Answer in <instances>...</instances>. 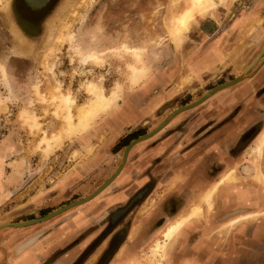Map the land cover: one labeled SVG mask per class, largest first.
Masks as SVG:
<instances>
[{
  "label": "crops",
  "instance_id": "obj_1",
  "mask_svg": "<svg viewBox=\"0 0 264 264\" xmlns=\"http://www.w3.org/2000/svg\"><path fill=\"white\" fill-rule=\"evenodd\" d=\"M226 1L228 5L214 14L217 20L212 16L199 18L198 28L187 33L191 43L185 42L179 49L170 48L173 59L167 68L155 64L138 85H123V94L115 106L98 117L86 131L64 141L60 149L45 159L30 158L23 177L10 186L3 183L2 176L19 146L13 141L7 148L2 145L0 205L9 197L6 190L10 192L12 186L23 185L9 197L14 201L13 208L20 209L0 222L23 221L32 214L38 218L42 209L53 211L70 197L68 194L82 178L103 167L100 184L120 164L122 151L113 153V148L126 134L146 126L144 121L151 124L152 130L181 106L169 108L168 104L203 86L209 72L220 74L216 71L219 68L225 70L224 74L237 76L248 67V64L244 69L241 67L243 60L249 56L251 63L260 56L247 71L250 77L234 87L217 91L196 107L175 113L158 132L134 143L118 175L105 191L80 210L107 209L111 204L128 202L135 195L141 197L142 193L138 194L137 190L150 180L152 190L148 191L140 209L150 212L148 222L151 223L173 219L202 200L203 191L229 168L235 167L241 183L237 179L220 185L213 215L209 216L206 205L200 202L202 221L184 227L167 264H264V216L253 222H242L222 237L220 233L211 238L206 235L229 216L246 211L256 213L264 208V189L256 185L252 177L254 154L250 153L264 126V0ZM209 23H213V27ZM198 97H193L192 101ZM236 108L238 111L232 116ZM261 123L263 126L255 135L247 134V145L239 146L240 139L246 137L242 135L245 130ZM245 151L249 157L246 162L241 158ZM259 163L258 167L264 170V161ZM245 166L249 167L248 173L243 171ZM230 183L239 186L232 187ZM78 211L74 209L68 214L70 220L58 215L23 227L0 229V264H60L63 257L78 249L68 260L70 264L95 236L91 233L75 247L53 257L54 253L63 252L66 242L88 227L89 215L82 213L84 219L77 224ZM139 228L136 225V229ZM123 254L111 264H127Z\"/></svg>",
  "mask_w": 264,
  "mask_h": 264
},
{
  "label": "rangeland",
  "instance_id": "obj_2",
  "mask_svg": "<svg viewBox=\"0 0 264 264\" xmlns=\"http://www.w3.org/2000/svg\"><path fill=\"white\" fill-rule=\"evenodd\" d=\"M8 1L0 0V149L2 145L7 148V145L11 144L12 141L19 146V150L12 153L11 160L7 162L9 167L6 166L4 175L2 176L3 183L9 186L15 184L23 177L24 167L25 165H29L27 162L30 161V158L40 156L41 159H45L58 150L56 149L47 153L42 150L43 144L39 147L42 134L50 137L61 131L64 127L61 113L57 109V103L51 101V96L57 92V88L59 92L69 94L73 99V113L76 112L77 106L87 102L89 96L86 93V86L91 82L100 84L105 94H108L118 84L121 86L120 94H123V85L132 87L139 84L131 85L129 66L141 67L142 65L136 62L130 53L126 52V49L123 47L124 44L142 48L143 62L149 68L148 73H150L153 65H164L166 63L165 59H167V52L170 48L179 49L183 47L185 42H192L187 38V33L192 30L195 31L198 28L199 18L212 16L213 20H217V18H214V14L228 5L226 0H217V5L203 15H199L198 12L194 11V23L178 43L175 41L172 32L174 25L177 24L174 18L186 7L194 9L191 0H62L45 19L39 40L33 42L23 37L15 29V24L9 20ZM255 21L258 24L260 22L258 19H255ZM213 23H209V26L213 27ZM66 30L74 37L62 42L57 41L58 37ZM77 50H80L79 54L76 53ZM92 51L97 52V54L104 58L102 64L97 65L93 62L83 63L81 61L80 54ZM249 58L251 57L248 56L243 60L241 64L242 68L246 66ZM259 59L260 56L251 62L245 71L252 68ZM216 71L225 72V70H219V68ZM215 75H217L216 72H209V81ZM223 75L226 79L228 73ZM147 76L142 79L147 78ZM234 86L236 84L230 87ZM199 89L201 91L204 90L202 88ZM41 97H44V100ZM30 116L35 117L37 126H30ZM262 132H264V126L256 136L250 153L254 154L252 158V177L255 184L264 189L263 184L255 178L259 162L264 161V151L262 154L254 151V146L258 143ZM243 140L247 145L249 142L248 135ZM63 144L64 142L60 148ZM5 156L7 157V155ZM241 158L242 161L246 162L249 159L248 151H245ZM2 163L3 155L0 154V177L3 173ZM232 169L239 176L238 183H241V176L237 173L235 167ZM215 182L211 185H214ZM238 183H230L228 185L238 187ZM22 185L21 183L15 187L12 186L10 193H13L15 190L19 191ZM6 194L8 197V190H6ZM90 201L67 209L58 215H64L65 220H70L71 217L68 214L74 209L79 210L76 213L77 215H73H76L75 220L78 224L84 219L83 215H80L81 213L86 215L88 212H91V209L87 208L80 210L84 205H89ZM200 202L206 205L203 199H200L198 203H194L193 205L198 204L201 206ZM214 204L216 208L217 201ZM13 205L14 201H10L9 197L0 205V220L13 216L15 211L20 209V207L13 208ZM145 211L146 209L139 211L137 217L141 216ZM185 214H180L173 219L166 218L162 221L160 227L156 228L155 234L151 233L152 235H149L148 241H150V244L153 238L162 239L161 230H163L166 223ZM211 214L208 213L209 216ZM78 217L80 218L78 219ZM202 219L203 208L200 218L197 220L193 219L188 224L200 223ZM8 222L11 221H2L0 225ZM218 224H216L212 231L206 233L209 238L216 233L222 235L226 233V231L216 230ZM183 229L173 236L172 241L166 242L167 244L163 251L161 250V257L157 258L152 257V246L150 244L138 249L132 248L129 245L128 241H132L135 238L136 228H134L128 233L126 240L119 246L113 259L108 264H111L114 259L117 261L118 257L125 252L124 248L132 249L131 255L126 258L128 264H158V261H160V264H167L170 251L182 235ZM215 230L216 232H214ZM104 233L99 237L103 236ZM81 234L83 236L84 232ZM73 241L66 242L63 251L66 252L73 244L71 243ZM97 241L98 239L94 243ZM117 243L118 240L115 241L112 248L109 244L108 250L102 254L97 264H104L106 258L116 248L115 245ZM93 245L91 244L85 248L70 264H91L92 260L95 259V255L91 256L88 262L84 260H86ZM100 248L101 246H99L96 252ZM76 252H78V249L72 254L63 257V262L60 264H67L68 260L74 257ZM127 255L124 256L123 254L124 257ZM93 264L96 263L94 262Z\"/></svg>",
  "mask_w": 264,
  "mask_h": 264
},
{
  "label": "bare ground",
  "instance_id": "obj_3",
  "mask_svg": "<svg viewBox=\"0 0 264 264\" xmlns=\"http://www.w3.org/2000/svg\"><path fill=\"white\" fill-rule=\"evenodd\" d=\"M191 2H192V6L194 7L193 10L190 7H186L179 14H177V16L174 18V21L177 24L174 25L172 32H173V37L175 41L178 43L182 40V37L187 33L191 25H193L194 20H195L194 11L198 12L199 15H203L206 12H208L209 9L214 8L217 5V0H191ZM73 37L74 36L71 33H69L68 30H66L63 34H61L58 37L57 41L62 42L65 40L72 39ZM123 47L126 49V52L130 53L133 56L136 62H139L142 64L141 67H136L134 65L129 66L131 85H136L137 83L140 82L142 78H144L148 74L149 68L143 62L144 59L142 58L143 57L142 48H139L136 46H129L127 44H124ZM76 53L79 54L80 50H77ZM80 57L82 58L81 61L83 63L93 62L94 64L99 65L104 62V58L101 55L97 54V52L95 51L87 52L82 55L80 54ZM230 83L232 84V82H228V85H230ZM221 88L224 89L223 87H220L219 89L221 90ZM120 89H121V86L117 84L108 94H105L100 84L96 82L89 83L86 86V93L89 96L87 102L77 106L76 112L73 113L72 112V105L74 104L73 99L71 98L69 94H63L59 92L57 88V92L52 94L51 96V101L54 103H57V109L61 113V119L63 121L64 127L61 129V131L51 135L50 137L46 136L45 134H42L43 136L41 137L39 147H41V145L43 144L44 147L42 150L44 152L48 153L49 151H54L56 149H59L64 141L70 140L78 133L86 131L91 126V124L96 121L98 117H100L102 114L106 113L109 109H111L113 106L116 105L121 95ZM36 92L39 93L38 91ZM208 94H206L203 98L198 100L199 104L210 97ZM41 98L42 100H44V97H41ZM198 102H196L195 104L199 105ZM189 107L190 106H186V107L180 108V110H185L186 108H189ZM34 118H35L34 116L29 117L31 121V124H30L31 127L37 126V123ZM163 127L164 125L160 129H162ZM158 131L152 132L151 134H154ZM263 147H264V132H262V135H260L258 143L254 147V151L258 152L259 154H262L264 151ZM129 149L130 147L126 148L125 154L123 151V154L125 156L128 154L127 152L129 151ZM121 159H122V155H121ZM120 168H121V165L116 169V171L114 172V175L103 185L101 189L97 190L94 194H89L85 196L87 198L83 197L85 199L78 201L79 203L75 202V205L66 206L65 209L67 210L72 207L81 205L85 202L90 201L91 198L92 199L95 198L96 195L102 192L104 190V187L110 183V180L115 178V176L120 171ZM244 168H245L244 171L245 170L246 172L249 171L248 169L249 167L245 166ZM255 178L258 182H260L264 186V170L261 169V167H258L257 172L255 173ZM237 179L239 178L236 172L233 169H231L225 175H222L221 178L217 182L214 183V185H211L209 186V188L205 189V192L203 194V200L206 203L209 214L215 213L214 212L215 211L214 202L217 201V192H218L220 185L223 182H226V181L233 182V181H236ZM80 199L82 198H79L77 200H80ZM56 213L57 212H54L53 214H50L49 216L54 215ZM201 215H202V207L198 204L197 205L195 204V205H192L188 209L185 215L166 223L164 228L162 227L163 230H161V237L164 240L162 241V239L159 240L158 238H153L151 241L152 243L150 244V246H152L151 247L152 257L153 256L157 258L161 257V250L163 251L165 245L168 242L172 241V238H174L173 236L177 235L183 229V227L186 226L191 220L193 219L197 220L198 218H200ZM263 216H264V208L262 210L260 209V211L256 213L254 212L242 213L237 216H232V217L222 220L218 224L216 230L218 229V230L230 232L242 222L244 223L253 222L254 220L258 219L259 217H263ZM6 224L7 223L1 224L0 226H6ZM216 230L214 232H216ZM158 262H159L158 264H160V261Z\"/></svg>",
  "mask_w": 264,
  "mask_h": 264
},
{
  "label": "flooded vegetation",
  "instance_id": "obj_4",
  "mask_svg": "<svg viewBox=\"0 0 264 264\" xmlns=\"http://www.w3.org/2000/svg\"><path fill=\"white\" fill-rule=\"evenodd\" d=\"M60 1H62V0H44V6L37 9L35 4L33 3V0H9L8 1V15H9L8 18L10 21H12L15 24V26H16L15 29L18 30V32L23 37H25L29 41L36 42L39 40V38L42 34V30H43L42 25H43L45 19L51 14L53 9L58 5V3H60ZM172 59H173V54L169 49L167 52V59H165L166 63L164 65H162V69L167 68V66L171 63ZM247 64L249 65L250 62H248ZM223 74H224V72L223 73L220 72V74L215 75V77L212 78L210 81H208L209 77H206L207 79L205 80V83L203 84V86L199 87V88L204 89L203 91H201L198 88V89H195L193 91V93L186 92V94L183 97H181L180 99H177L175 102H170L168 104V107L171 108V107H174L175 105H179V104L185 105L187 103H190V102H192L193 97L200 96L201 94H203L208 89L224 82L225 80H229L232 77H234V74L228 73V75L225 79ZM213 82H215V83H213ZM237 111H238V109L236 108L232 112L233 115L231 113H230V115L234 116L237 113ZM144 123L146 126L138 127L137 129H135L134 132L126 134L122 139H120L117 142V144L114 146L113 153L119 152V151L120 152L124 151V148L128 145V143L130 141H132L133 139H135V138H137L143 134L148 133L151 130L150 129L151 124L147 123L146 121H144ZM162 126L155 129L153 132L158 131ZM262 126H263V123L257 124L255 126L253 125L252 127L246 129L242 135L246 136L247 134H250V133H251L250 135H253V134L255 135L262 128ZM240 145H242V146L246 145L244 143L243 139H240L239 146ZM122 157H123V152H122ZM124 163H125V159L123 158L121 168H122ZM119 166H120V164L117 166V168ZM121 168H120V170H121ZM116 169L114 170V172L116 171ZM35 170L37 171L38 168H36ZM104 170H105V168L100 167L94 173L90 174L89 177L86 176V177L82 178L80 184L76 185L74 187V191L70 192L68 194V196H70L69 197L70 199L68 198L67 200L61 201L63 203H60L59 206L64 205V204H66L70 201H73L75 199H78L81 197L83 198V197L91 194L100 184H102L106 180L105 179L103 182L98 184L103 179V177H101V175L104 174ZM96 175H97V177H96ZM93 186H95V188H93ZM107 186H105L104 189H106ZM151 190H152V183L150 182V180H148L147 183H145L143 186H141L137 190L138 194L142 193L140 200H139V203L136 201L128 210H126V212H124L123 214L116 217L115 220H113V214H115V212L119 208L123 207L127 202H118V203L111 204L109 207H107V209H103V208L93 209L92 208L90 210L91 212H88L86 214L87 216L88 215L90 216L89 217L90 221L88 223V227L86 226L87 227V228L85 227L86 229L84 228L83 231H80L79 234H77V236L73 239L74 241L71 242L73 244L68 249L75 247L87 235H89L91 233H95V236L93 237V239H91L84 246V248L81 249V251L77 254V256H79L85 248H87L91 244H94L93 247L91 248L92 250L89 252L86 260H84V261L88 262L90 260V257L95 255V259H93L92 262L93 263L95 262L97 264L98 261L100 260L101 256H102V254H104V252H106V250H108L107 248H108L109 244L112 248L115 241L118 240L117 245H115L116 248L106 258V261L104 262V264H108L113 259L114 254L118 250L119 246L122 245L124 243V241L126 240L128 233L132 229L136 228V225H139L140 228H139V230L136 229L135 238L132 241L131 240L128 241L130 243L129 245L132 248L138 249L140 247H144V246L150 244V241H148L149 235L151 233H155L156 228L160 227V223L162 221L155 220L152 223L148 222V220L151 218V216L148 215V213H150L149 211H145V213H143L139 217H137V216L139 214V211L143 210V209H140L141 203L143 201H145L146 196L149 194L148 191L151 192ZM103 191H105V190H103ZM144 192H146V193H144ZM13 193L9 192L10 198L13 195ZM98 195L95 198H93V200H91V201H94V199H96L98 197ZM168 208H169V206H168ZM168 208L163 210L164 213L167 211ZM50 211H52V210L42 209L38 212V215L43 216V215L49 213ZM35 216L36 215L32 214L28 217L27 220L37 218ZM25 218H27V217H25ZM79 218L80 217H78V219ZM25 220H23V221H25ZM16 222H20V221H16ZM143 228H144V230H143ZM82 232H84L83 236L81 234ZM102 233H104L103 236L99 237ZM78 237H79V239H78ZM96 239H98V241L96 243H94ZM145 240H146V242H145ZM99 246H101V248L98 252H96V250L99 248ZM130 249L129 248L124 249V251H125L124 255L128 254L125 258H127L131 255L132 249L131 250ZM64 252L65 251H63L61 253H58V252L54 253L53 257L59 256L60 254H62ZM92 262H91V264H93Z\"/></svg>",
  "mask_w": 264,
  "mask_h": 264
},
{
  "label": "water",
  "instance_id": "obj_5",
  "mask_svg": "<svg viewBox=\"0 0 264 264\" xmlns=\"http://www.w3.org/2000/svg\"><path fill=\"white\" fill-rule=\"evenodd\" d=\"M248 69V68H247ZM248 71V70H247ZM247 71H243L242 73H240L239 75H237V76H235L234 78H232V79H229V81L227 80V82L225 81V82H222V83H220V84H218V85H216V86H214V87H212V88H210V89H208L207 91H205L203 94H201L197 99H195V100H193L192 102H190L191 104H189V103H187V104H185V105H181V106H179V107H177L176 109H174V111H172L169 115H168V117L166 118V119H164L163 121H161L156 127H154L151 131H149L148 133H146V134H143V135H141V136H139V137H137V138H135V139H133L132 141H130L129 143H128V145L124 148V154H125V152H126V148L127 147H130L131 148V146L134 144V143H136V142H138V141H140V140H143V139H146V138H148V137H150L151 135H153V134H151V132H153L155 129H157V128H159L160 126H162V125H165L166 123H167V121H168V119L172 116V115H174L175 113H177V112H179V111H183V110H180V108H183V107H186V106H190L189 108H186L185 110H187V109H191V108H193V107H195V105L197 106V104H195L196 102H198V100H200L201 98H203L206 94H208L209 96H211V95H213L214 93H216L217 91H219L220 89V87H223V88H227V87H230V86H232V85H235V84H237V83H240L243 79H247L248 77H250V73H247ZM228 82H232V84L230 83V85H228ZM228 85V86H227ZM222 89V88H221ZM192 104H194V105H192ZM198 104H199V102H198ZM192 105V106H191ZM142 137H144V138H142ZM142 138V139H141ZM128 153V152H127ZM123 154V157H122V159H121V162H120V165L122 164V161H123V158L124 159H126V157H127V155L125 156ZM114 175V173H112V175L109 177V178H107L102 184H100L91 194H94L97 190H99V189H101L102 187H103V185L112 177ZM113 180V179H112ZM112 180H110V182L112 181ZM85 198H87V197H85ZM85 198H82V199H80V200H77V199H75L74 201H70V202H68V203H66V204H64V205H62V206H60V207H58L57 209H54L53 211H51V212H49V213H47V214H45V215H43V216H40V217H38V218H33V219H30V220H25V221H20V222H9V223H7L6 224V226H0V229H2V228H5V227H8V226H13V227H23V226H27V225H30V224H33V223H37V222H40V221H45V220H48V219H50V218H52V217H54V216H56L57 214H59V213H61L62 211H64V210H66L65 208H66V206H71V205H75V202H77V203H79L78 201H81V200H83V199H85ZM139 199H140V196L139 195H135L134 197H132L123 207H121V208H119L116 212H115V214H113V220H115V218L116 217H118L119 215H121V214H123L124 212H126V210H128L136 201H139ZM64 209V210H63ZM59 210V211H58ZM54 212H57L56 214H54V215H51V216H49L50 214H53ZM112 220V221H113Z\"/></svg>",
  "mask_w": 264,
  "mask_h": 264
},
{
  "label": "snow or ice",
  "instance_id": "obj_6",
  "mask_svg": "<svg viewBox=\"0 0 264 264\" xmlns=\"http://www.w3.org/2000/svg\"><path fill=\"white\" fill-rule=\"evenodd\" d=\"M33 3L39 9L40 7L44 6V0H33Z\"/></svg>",
  "mask_w": 264,
  "mask_h": 264
}]
</instances>
